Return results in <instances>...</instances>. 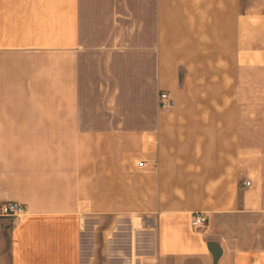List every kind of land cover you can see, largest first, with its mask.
Returning a JSON list of instances; mask_svg holds the SVG:
<instances>
[{
  "label": "crops",
  "instance_id": "1",
  "mask_svg": "<svg viewBox=\"0 0 264 264\" xmlns=\"http://www.w3.org/2000/svg\"><path fill=\"white\" fill-rule=\"evenodd\" d=\"M4 200L0 264H264V0H0Z\"/></svg>",
  "mask_w": 264,
  "mask_h": 264
},
{
  "label": "built area",
  "instance_id": "2",
  "mask_svg": "<svg viewBox=\"0 0 264 264\" xmlns=\"http://www.w3.org/2000/svg\"><path fill=\"white\" fill-rule=\"evenodd\" d=\"M175 105L174 98L168 91H163L159 95V106L163 110H170ZM250 182L247 181L246 184ZM27 214V207L24 203L17 200H4L0 206V215L9 216L14 223L23 221ZM208 221L206 212L196 210L192 214V225L194 227H202Z\"/></svg>",
  "mask_w": 264,
  "mask_h": 264
},
{
  "label": "rangeland",
  "instance_id": "3",
  "mask_svg": "<svg viewBox=\"0 0 264 264\" xmlns=\"http://www.w3.org/2000/svg\"><path fill=\"white\" fill-rule=\"evenodd\" d=\"M248 84V85H252V82L249 81V82H245V85ZM250 88V87H249ZM254 99H257V98H254ZM263 99V98H261ZM244 104H248L249 102H251V100H253V98L249 95L245 96L244 97ZM6 217H9V216H6ZM85 229L87 230V233H85V263L87 264H91V258H92V252H91V234H90V229H91V224L89 222L88 226L86 227L85 226ZM102 239L103 237L101 236V244L104 243L102 242ZM104 263V258L100 259V264H103Z\"/></svg>",
  "mask_w": 264,
  "mask_h": 264
},
{
  "label": "water",
  "instance_id": "4",
  "mask_svg": "<svg viewBox=\"0 0 264 264\" xmlns=\"http://www.w3.org/2000/svg\"><path fill=\"white\" fill-rule=\"evenodd\" d=\"M208 248L211 251L212 256H213V264H218V259L222 251L220 244L215 240H210L208 242Z\"/></svg>",
  "mask_w": 264,
  "mask_h": 264
}]
</instances>
